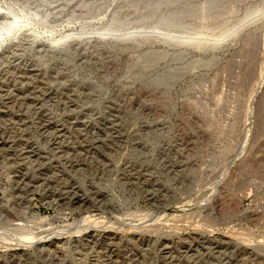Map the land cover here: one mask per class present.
<instances>
[{"label":"rangeland","instance_id":"1","mask_svg":"<svg viewBox=\"0 0 264 264\" xmlns=\"http://www.w3.org/2000/svg\"><path fill=\"white\" fill-rule=\"evenodd\" d=\"M0 264H264V0H0Z\"/></svg>","mask_w":264,"mask_h":264}]
</instances>
